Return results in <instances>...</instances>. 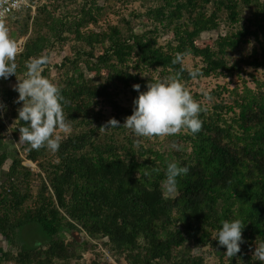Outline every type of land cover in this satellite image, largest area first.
Wrapping results in <instances>:
<instances>
[{
  "label": "trees",
  "instance_id": "obj_1",
  "mask_svg": "<svg viewBox=\"0 0 264 264\" xmlns=\"http://www.w3.org/2000/svg\"><path fill=\"white\" fill-rule=\"evenodd\" d=\"M29 1L33 12H15L1 24L23 42L16 75L0 79V237L7 244L0 264H79L71 261L96 248V239L116 264H206L204 253L216 264H262L252 256L264 243V88L249 71L264 72V0ZM221 25L224 34L198 43ZM65 43L67 54L51 64L50 52ZM177 55L182 61L173 64ZM40 57L47 58L41 77L66 101L56 152L30 150L21 140L18 148L1 145L7 123L15 136L27 126L8 84L25 78L27 62ZM196 68L200 74L190 77ZM210 77L237 84L201 91L195 81ZM169 78L201 105L198 133L147 138L104 127L132 114L134 85L146 91ZM170 162L189 168L173 193L164 186ZM233 219L245 224L244 243L229 258L215 237ZM31 224L42 240L24 243L18 232Z\"/></svg>",
  "mask_w": 264,
  "mask_h": 264
},
{
  "label": "clouds",
  "instance_id": "obj_2",
  "mask_svg": "<svg viewBox=\"0 0 264 264\" xmlns=\"http://www.w3.org/2000/svg\"><path fill=\"white\" fill-rule=\"evenodd\" d=\"M17 54L16 42L10 39L7 28L0 25V79L16 75ZM181 61L182 57L177 55L172 63L177 64ZM46 63L45 57L27 62L25 78L18 79L14 86V90L18 92L15 102H22L17 119L27 125L19 128L20 140L30 145V150L46 147L56 152L60 147V138L54 135V130L57 127L66 129L63 112L66 101L56 84L41 77V67ZM199 74L198 68L189 70L192 78H196ZM133 87L138 92V96L134 99L132 114L125 118L123 124L111 118L104 127L123 126L130 129L136 137L147 138L174 136L183 129H188L192 134L201 130L202 121L199 119L201 105L178 79L169 78L148 83L146 91H140L139 84ZM5 107L0 104V109ZM188 172L187 166L181 167L176 162L168 163L164 180L165 190L168 193L175 192L177 178ZM244 227L245 224L240 219L225 220L216 234L215 240L220 246L226 247L225 254L229 258L237 256L241 251V244L244 243L242 236ZM252 257L264 264V243L256 246Z\"/></svg>",
  "mask_w": 264,
  "mask_h": 264
},
{
  "label": "rangeland",
  "instance_id": "obj_3",
  "mask_svg": "<svg viewBox=\"0 0 264 264\" xmlns=\"http://www.w3.org/2000/svg\"><path fill=\"white\" fill-rule=\"evenodd\" d=\"M43 1V0H42ZM41 3V2H40ZM136 7L138 5H135ZM125 16L128 15V13L124 14ZM14 18L13 19H9L7 20L6 24H12L14 22ZM102 25V24H101ZM100 25V27H101ZM100 27H98L97 29H99ZM225 32V27L223 25L220 26L219 30H213L210 32H204L202 35H200V38L198 40V43L203 45L205 43L208 44V42H211L212 40H214L216 38V36H218L219 34H224ZM162 39V37H161ZM23 42V38L21 37L20 39H18L17 42ZM16 42V43H17ZM68 45L65 43L62 46L61 50H53L50 52L49 54V62L51 64L53 63H59L61 61V58L67 54L68 52ZM184 63L188 66L191 67L193 64V61H191L188 58L184 59ZM249 70V69H248ZM249 73H252L253 76L260 80L263 83V88H264V72L262 70H257V71H249ZM53 75H55V71L54 68H51V77H53ZM247 82L249 84L250 87H254V81L252 80V78L247 75L246 76ZM18 80L14 81V82H10L8 84V86L10 88L14 89V86L17 84ZM237 79L233 78L231 81H229V79H225V78H215V77H210V78H202L200 80H196L195 83L199 84V88L201 89V91L206 92L207 90H209L210 88L214 87L215 84L217 83H228L230 84V88H232L233 86H235L237 83ZM194 83V84H195ZM194 88V87H193ZM196 89V88H194ZM6 133H2L3 136V140H1V145H7L10 148H18L19 146V141H20V136L18 135H13V131H12V127L7 123L6 126ZM24 164L26 166H29L32 170H36V165L35 163H31L30 161H25ZM38 226L35 224H31L27 227L22 228L21 230H19L18 232V236L23 240L24 243H29V244H34L37 243L38 241L42 240V234H40V232L38 231ZM75 237H77L78 239H82V237L79 234H74ZM67 238H70V235L67 234ZM104 239H100V240H94V243L97 244V247L94 248L93 250H91L90 252H84L81 254V257L79 259H73L71 262L75 263L78 262L79 264H89V262L91 260H94L96 258H98L101 261H105L108 262L110 264H116V260L115 257L103 246L102 242ZM0 247L4 250L7 249V244L6 242L2 239V237H0ZM204 258H205V263L206 264H216V258H214V256H211L207 253H204ZM10 264H13V262H11ZM119 264V262H118ZM121 264H126L124 262H122Z\"/></svg>",
  "mask_w": 264,
  "mask_h": 264
},
{
  "label": "built area",
  "instance_id": "obj_4",
  "mask_svg": "<svg viewBox=\"0 0 264 264\" xmlns=\"http://www.w3.org/2000/svg\"><path fill=\"white\" fill-rule=\"evenodd\" d=\"M31 8L34 11V5L29 0H0V25L4 20L15 12ZM18 51L21 48V42H17ZM15 264V263H13Z\"/></svg>",
  "mask_w": 264,
  "mask_h": 264
}]
</instances>
